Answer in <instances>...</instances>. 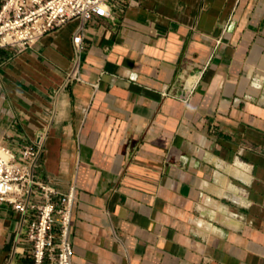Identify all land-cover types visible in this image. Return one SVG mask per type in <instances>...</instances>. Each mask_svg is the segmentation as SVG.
Returning a JSON list of instances; mask_svg holds the SVG:
<instances>
[{
	"label": "crops",
	"instance_id": "obj_1",
	"mask_svg": "<svg viewBox=\"0 0 264 264\" xmlns=\"http://www.w3.org/2000/svg\"><path fill=\"white\" fill-rule=\"evenodd\" d=\"M42 128L73 264H264V0H126L0 48V142ZM16 218L0 264H31Z\"/></svg>",
	"mask_w": 264,
	"mask_h": 264
},
{
	"label": "built area",
	"instance_id": "obj_2",
	"mask_svg": "<svg viewBox=\"0 0 264 264\" xmlns=\"http://www.w3.org/2000/svg\"><path fill=\"white\" fill-rule=\"evenodd\" d=\"M126 0H1L0 48L23 49L74 18L84 22L96 17H114ZM80 51L86 47L82 34L74 37ZM79 66L68 82L80 80ZM184 100L190 96L179 95ZM46 128L35 140L20 141L16 147L0 142V203L16 213V223L25 225L31 264H73L74 247L70 229L76 199L75 186L67 191L56 182L39 177Z\"/></svg>",
	"mask_w": 264,
	"mask_h": 264
},
{
	"label": "bare ground",
	"instance_id": "obj_3",
	"mask_svg": "<svg viewBox=\"0 0 264 264\" xmlns=\"http://www.w3.org/2000/svg\"><path fill=\"white\" fill-rule=\"evenodd\" d=\"M192 78H193V77H192ZM188 86H189V84H188ZM235 163H236V162H235ZM235 163H234V164H235ZM238 163H239V162H238ZM234 166H235V165H234ZM243 166H244V165H243ZM243 166H242V167H243ZM238 168H239V167H238ZM244 169H245V168H244ZM246 169H247V168H246ZM236 170H237V169H236ZM236 170H235V171H236ZM238 171H239V170H238ZM243 171H244V170H243ZM246 171H247V170H246ZM248 171H249V170H248ZM242 173H243V172H242ZM248 174H249V173H248ZM248 174H247V175H248ZM240 175H241V174H240ZM240 175H238V176H240ZM242 175H243V174H242ZM247 175H246V176H247ZM246 176H245V177H246ZM218 177H219V176H218ZM240 177L242 178V176H240ZM237 178H238V177H237ZM246 179H247V178H246ZM211 206H212V205H211ZM194 226H195V224H194Z\"/></svg>",
	"mask_w": 264,
	"mask_h": 264
}]
</instances>
